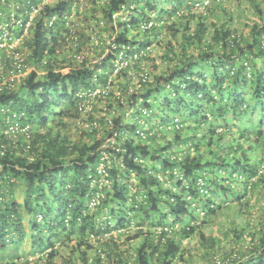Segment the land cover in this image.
<instances>
[{
	"label": "trees",
	"instance_id": "1",
	"mask_svg": "<svg viewBox=\"0 0 264 264\" xmlns=\"http://www.w3.org/2000/svg\"><path fill=\"white\" fill-rule=\"evenodd\" d=\"M16 1L23 12L43 2ZM125 8L131 19L115 20ZM53 15L58 22L46 28L45 18ZM242 16L249 20L247 32L236 24ZM102 32H117L116 52L129 57L134 47L139 54L151 48L149 55L155 43L164 49L160 72L130 95L135 119L122 109L131 85L116 79L141 70L148 52L117 74L112 54L99 62L91 56L77 61L74 55L93 49V36ZM163 33L170 40L160 39ZM71 35L78 36L63 54ZM23 46V65L31 70L19 86L0 91V109H7L10 122L30 125L31 148L26 150L22 132L16 143L0 136L6 147L0 179L14 180L11 197L0 204V264H264V0H59L43 6ZM1 56L5 63L7 53ZM151 59L153 72L160 65ZM10 66L7 61L6 75ZM111 75V91L95 96L84 115L80 94L107 86ZM24 87L28 97L21 96ZM101 101L108 105L104 113L97 107ZM83 116L101 126H77ZM118 129L116 141L100 148ZM105 153L109 185L100 184L97 170ZM18 185L23 201L15 198ZM98 194L100 204L90 207ZM254 200L263 201L262 213L248 214L245 224L234 219L229 231L238 248L229 250L206 233L225 209L236 211L233 202L244 214ZM112 230L118 231L110 238L114 244L88 238ZM124 235L142 238L130 255L117 244ZM193 236L201 241L196 255L184 245ZM27 238L30 255L43 253L33 261L22 251ZM99 242L108 247L105 256L90 254ZM63 247L70 248L68 256Z\"/></svg>",
	"mask_w": 264,
	"mask_h": 264
},
{
	"label": "built area",
	"instance_id": "2",
	"mask_svg": "<svg viewBox=\"0 0 264 264\" xmlns=\"http://www.w3.org/2000/svg\"><path fill=\"white\" fill-rule=\"evenodd\" d=\"M57 1L59 0H43V2L39 6L34 7L31 11L23 12L21 10H24L23 8L25 6L20 5L18 1L0 0V91L3 90L6 87V85L11 86V87L19 86V84L22 82L21 81L22 76L26 75V73H28L29 70H31V67H27L26 65L27 63L23 65V58H24L23 55L25 54L24 53L25 50H27L25 46H23L25 43V39L26 37H29L31 28L32 26L34 27V25L36 24L37 16L40 14V11L42 10L43 6L49 3H53V2L55 3ZM126 8L115 13L113 15L114 16L113 18L117 20L118 17H121V20L129 21L131 19V15H130L131 11L126 10ZM46 18H45V25H44L46 28L55 26V24L58 22V16L53 15L52 18L50 19H46ZM102 33L103 34H98L97 36L94 35L93 39L91 40L94 48L99 49L100 52L92 51L91 53L89 49L88 51H82V52L76 53L74 55V58H76L77 61L82 62L86 56L87 57L91 56L93 57L94 62H99V61H103L109 54H112L116 56L114 59V74H117V72L121 68H123V66L133 64L131 58H138L140 57V55L143 56V54L145 53L147 55V52L149 54V51H150L149 47L146 50L147 52L143 51L141 54L138 53L137 47H134L133 49L134 51H136V53L132 57H129V55L125 54L124 51L117 53L116 51L118 49V44L117 42H115L117 32L115 34L112 33V35H108V36L105 35V32H102ZM102 35L103 37H101ZM77 36L78 35L76 36L71 35L70 37L69 36H67V38L65 37L67 41L71 40V42H68L66 46L64 47V49L62 48L63 54L68 55V51H69L68 49L72 43V39H74L75 37L77 38ZM102 39L107 42L108 47L106 48V50L104 48ZM74 41L75 43H73V45L75 46L78 45L79 41H77V39ZM124 48L126 49L125 46ZM1 51H5L7 53L5 63H7L8 61L11 64L10 66L11 71H10V74L8 75H6L4 72L5 63L3 62ZM144 58L145 57H143V59ZM23 68L25 69L24 71H23ZM140 68L142 70L140 73V80L143 82L146 80H149L150 77H149L148 69L145 66L140 67ZM138 71L134 68L130 69V75L134 78L136 76L135 72H138ZM112 77L113 75H111V77L109 78L110 84H108L107 86L105 87L99 86L95 89H89V90L83 91L80 94V97L84 98V101L80 106V110L82 111L84 115L85 113L89 112L92 109L93 99L95 96L99 94L107 95L111 91L112 84H113ZM116 95L119 99L121 98V95H122V89L118 85H116ZM122 101H123V98H122ZM6 112H7V109L5 108L0 109V118L4 121V122L0 121V136H2V134L5 136L7 135L9 138L13 139L14 143H16L18 142L16 139L17 133L22 132L24 136L27 138L26 139L27 140L26 150L29 151V149L31 148V142H30L31 135L28 131V128L30 127V125L26 124L23 126L19 123L10 122L11 118L8 116L7 117L4 116V113ZM134 112H135V109L132 106H129L126 109L125 114L129 117ZM108 123L111 124L112 120H109ZM76 125L79 127L90 126L93 128H99L101 126V122H99L98 120L86 122V118L85 116H83L82 118H79L76 121ZM121 132L122 131H120L119 129L113 130L112 134L107 137V139L104 141V143L102 144L100 148L109 147L110 143L115 142L118 136L121 135ZM142 135L144 137V133H142ZM5 153H6V147L4 144H1L0 154L4 155ZM28 159L31 161L34 160V155L29 154ZM109 164H110V161L108 160V156L105 153L101 157V161L99 162L98 167H97L98 173L101 175V178H100L101 185L110 184L111 179L109 175V168H110ZM1 177H3V173H2V168L0 167V178ZM13 182L14 180H10L9 182L6 181L5 183L3 179L2 180L0 179V204L7 202L9 198L11 197L13 191H11V188H10L11 186L9 187L8 184H12ZM100 202H101V195L98 194L90 200L89 206L94 207L100 204ZM158 231H161V228H159ZM104 233L95 234L92 232L88 234V238L89 240L93 242H97L98 240H103V238L106 235H108L107 232H104ZM98 252L101 253L103 256L105 255V252L102 251L101 249H99Z\"/></svg>",
	"mask_w": 264,
	"mask_h": 264
},
{
	"label": "rangeland",
	"instance_id": "3",
	"mask_svg": "<svg viewBox=\"0 0 264 264\" xmlns=\"http://www.w3.org/2000/svg\"><path fill=\"white\" fill-rule=\"evenodd\" d=\"M237 7H238V5L232 4V8L237 9ZM240 9H244V6L242 5ZM235 13L237 15H239V12H235ZM250 17H252L251 14H250ZM237 21H240L241 31L247 32L248 31L247 30L248 28L245 27L244 24H245V21H249V20L246 18V16H242L240 19L238 17H236V24H237ZM90 23L93 26L96 25V23L92 19H91V22ZM100 29L101 28H98V31ZM135 33H136V30H135L134 34ZM105 35L108 36L109 34L105 32ZM101 37H103V35ZM160 39H163L166 42V41L170 40V37L168 36V34L163 33V35H162V37ZM107 47L108 46H107V42H106L104 44L105 50H106ZM163 50L164 49L161 48V45H158V44L155 43L152 46V50H151L152 53L150 55L148 54V56H146L143 60H141L140 66L141 67L145 66L148 69V71L150 72L149 73L150 81H152V79H154V76L157 73H159L160 70L162 69V67L164 66V63L162 62V59H161V53H162ZM89 51L91 53H92V51H95V52L98 51V52H100L99 49H96V48L90 49ZM151 57H154V61H156V63H159V65H160L159 68L157 70L153 71V72L151 71V68L149 69V67H148V66L151 67L153 65L152 64V61H151L152 60ZM136 70L138 71V69H136ZM141 71L142 70H140L138 72H135V75L136 76L134 78L131 76V78L127 79L126 77L120 75L116 79V81L119 80V83L120 82H123V83H125L124 85H128V86L131 85V88H130L131 89V92L129 91V95L127 97H125V99H124L125 104H124V107L122 108L123 110H124V108H126L127 106H129V103L130 102H128V101H130V95L132 93L137 92V91H139V90H141L143 88L142 85H141V80H140V73H141ZM115 77H117V76H115ZM165 92L166 93H170V90L169 89L168 90H165ZM29 94H30V92L28 91V89L26 87H24L23 90H22V92H21V96L28 97ZM107 106L108 105H107L106 102L101 101V102H99V105L97 107H98V110L101 113H104L106 111ZM53 109H54V111H52L51 114H54V112L57 110V109L55 110V108H53ZM134 115H136V113ZM73 126H74V124L71 125L72 128H73ZM71 134L74 135L75 133L74 132L73 133L71 132ZM257 151L259 152L260 150H257ZM23 194H24V188H23V186H19L18 185L17 188H16V190H15V198L18 199L19 201H23V199H24ZM233 204L236 206V211L235 210L232 211L231 208L225 209L219 215V217L212 222V224L206 226V228H205L206 233H208L209 235H213L216 238L221 239L222 245L224 247H227L229 250L232 247H234V246H236V248H238V246L236 245L237 244L236 236L233 233L229 232L230 229L235 226L234 219L239 224H245L246 218H247V215L248 214H253V211H255L256 212V215H260V213H262V209H263V206H262L263 201L260 202V200L259 201L254 200L252 202V206L254 207L252 209V211L250 213H249V211H245L244 214H241V212L239 210L240 209L239 205L238 204L236 205L235 202H233ZM255 223L257 225L256 230H259L260 229V224H259L258 220ZM237 226H240V225H237ZM134 227H135V225H133L132 228H131V231L132 232L135 230ZM248 230H249V228H248ZM112 231H108L107 232L108 235H106L103 238V240H101L103 243L104 242H107L113 236L116 237V234L118 233V231L117 230H112ZM122 232H124V231H122ZM126 235H124L123 237L119 238L117 244H118V247L121 250L129 251V254H127V255H130V252H132V253L135 252V249L138 246V244L141 243V239L142 238H140L138 240H134V241H129V240L126 239ZM248 236H250V235H248ZM248 239H250V238H248ZM115 240L110 239L111 244H114ZM73 243H75V241H73ZM200 243H201V241H200L199 236H193L191 239H185V241H184V245H186V246L189 245V247L191 248V250L193 251V253H195L194 255H196V249H197L196 248V245L197 244H200ZM94 244H95V246H93V247L91 246V248H90V254L91 253H94L95 250L97 252L99 249H102V248H106L107 249L108 248L106 245H104V244L102 245L101 242L94 243ZM30 245H31V240L27 238L25 244H23V247H22V251H27L26 254H28L27 256L29 257V260L33 261V260H35L38 257H40V256L43 255L42 252H40V254H37V255H30L29 252L32 249V247ZM61 250L64 253V255H67V256L69 255L68 250L70 251V248L67 249L66 247H63ZM92 255H94V254H92ZM59 261H61V260H58V262ZM180 263L182 264L181 261H180ZM195 263L197 264L198 262H195ZM195 263L191 262V264H195Z\"/></svg>",
	"mask_w": 264,
	"mask_h": 264
},
{
	"label": "clouds",
	"instance_id": "4",
	"mask_svg": "<svg viewBox=\"0 0 264 264\" xmlns=\"http://www.w3.org/2000/svg\"><path fill=\"white\" fill-rule=\"evenodd\" d=\"M150 49H151V48H150ZM149 80H150V78H149ZM141 85H142V84H141ZM130 90H131V89H130ZM130 92H131V91H130ZM127 107H129V106H127ZM127 107L124 108V112L126 111ZM135 113H136V111H135L131 116H129V118H130V117H133V118L135 119V117H134V116H135V115H134ZM122 229H123V230H122ZM125 229H126V228H121V230H118V231H119V232H120V231H125ZM105 232H108V231H105ZM112 232H113V231H112ZM127 232H128V231H127ZM102 233H104V232L102 231ZM101 250L104 251L105 254H106V252H107L108 249H106V248H102ZM97 253H99V252H98V251L96 252V250H95L93 254L96 255ZM100 254H101V253H100ZM104 256H105V255H104Z\"/></svg>",
	"mask_w": 264,
	"mask_h": 264
}]
</instances>
